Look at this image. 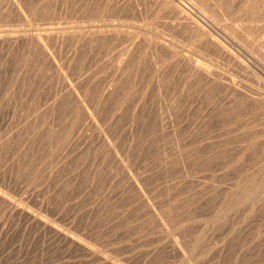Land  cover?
I'll use <instances>...</instances> for the list:
<instances>
[{
    "label": "rangeland",
    "instance_id": "rangeland-1",
    "mask_svg": "<svg viewBox=\"0 0 264 264\" xmlns=\"http://www.w3.org/2000/svg\"><path fill=\"white\" fill-rule=\"evenodd\" d=\"M0 264H264V0H0Z\"/></svg>",
    "mask_w": 264,
    "mask_h": 264
},
{
    "label": "bare ground",
    "instance_id": "bare-ground-1",
    "mask_svg": "<svg viewBox=\"0 0 264 264\" xmlns=\"http://www.w3.org/2000/svg\"><path fill=\"white\" fill-rule=\"evenodd\" d=\"M199 64H200V63H199ZM199 64H198V65H199ZM196 66H197V65H196ZM197 67H199V66H197ZM200 67H201V64H200ZM200 67H199V72H200V75H201V78H202V76L205 77V71H204V68H203V67H202L203 69L200 68ZM205 70H206V69H205ZM206 71H207V70H206ZM208 71H209V70H208ZM210 71H211V70H210ZM208 73H209V72H208ZM211 73H212V72H211ZM216 73H217V72H216ZM206 74H207V72H206ZM207 75H208V74H207ZM211 75H212V74H211ZM215 75H216V74H214L213 76H215ZM213 76H212V77H213ZM217 76H218V75H217ZM217 76H216V77H217ZM216 77H215V78H216ZM213 80H214V79H213ZM218 80H219V79H218ZM218 80H217V81H218ZM214 81H215V80H214ZM224 81H225V80H224ZM218 82H219V81H218ZM225 83H226V82H225ZM233 83H234V82H233ZM233 83H232V84H233ZM232 84H229V86L232 87V88H235V87L237 86V85H236V86H233ZM238 87H239V86H238ZM226 89H227V88H226ZM236 89H237V88H236ZM238 89H239V88H238ZM57 231H58V230H57Z\"/></svg>",
    "mask_w": 264,
    "mask_h": 264
}]
</instances>
